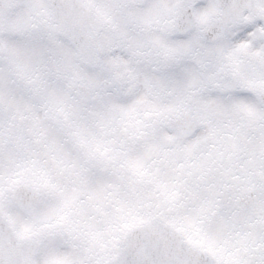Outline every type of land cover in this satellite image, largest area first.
Instances as JSON below:
<instances>
[{"label":"snow or ice","instance_id":"6c2138e0","mask_svg":"<svg viewBox=\"0 0 264 264\" xmlns=\"http://www.w3.org/2000/svg\"><path fill=\"white\" fill-rule=\"evenodd\" d=\"M0 264H264V0H0Z\"/></svg>","mask_w":264,"mask_h":264}]
</instances>
